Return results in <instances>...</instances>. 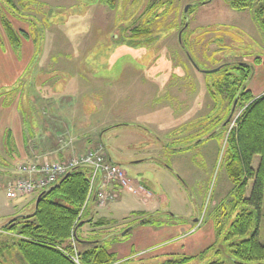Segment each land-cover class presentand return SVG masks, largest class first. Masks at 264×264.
Returning <instances> with one entry per match:
<instances>
[{
    "label": "rangeland",
    "instance_id": "1",
    "mask_svg": "<svg viewBox=\"0 0 264 264\" xmlns=\"http://www.w3.org/2000/svg\"><path fill=\"white\" fill-rule=\"evenodd\" d=\"M228 1L113 0L111 7L101 0H0V85L9 84L0 88V149L2 130L11 124L2 118L20 117L18 106L34 129L33 146L52 145L66 123L72 131L67 158L103 146L152 194L143 199L120 191L119 201L95 210L110 223H84V235H125L144 218L132 211L152 208L153 227L190 225L214 239L202 259L186 264H229L228 247L238 238L224 237L245 207L233 206L226 149L241 108L230 114L225 90L215 89V100L207 84L218 76L209 72L225 63L248 64L258 73L264 65L254 59L264 61V35L249 10H234ZM2 17L22 37L18 55ZM1 153L0 264H19L15 236L4 226L33 214L35 198L7 196L14 167ZM258 231L264 243V197ZM69 240L81 248L73 236ZM176 256L183 255L151 262Z\"/></svg>",
    "mask_w": 264,
    "mask_h": 264
},
{
    "label": "trees",
    "instance_id": "2",
    "mask_svg": "<svg viewBox=\"0 0 264 264\" xmlns=\"http://www.w3.org/2000/svg\"><path fill=\"white\" fill-rule=\"evenodd\" d=\"M101 1L113 7V0ZM228 5L237 11L249 10L264 35V0H230ZM1 25L12 50L18 55L22 47L21 35L6 17L1 18ZM23 34L27 37L26 33ZM254 62L264 65L259 57ZM209 73L218 75L207 84L211 97L216 100L214 90L224 89L232 102L230 114L236 106L241 108L227 138L225 170L234 185L233 206L243 203L245 208L235 216L224 237L225 242L238 238L229 245L227 258L229 264H264V243L260 241L258 231L264 197V94L254 97L247 89L251 65L225 63ZM254 156L259 157L256 168L252 166ZM249 182V194L245 195ZM88 187V170L74 169L57 184L36 194L35 201L40 196L33 214L5 224L4 228L15 236L19 264H115V255L108 251L106 244L79 236L85 209L79 219L78 215ZM141 222L148 224L150 219L144 217ZM253 226L254 230L246 236ZM71 236L81 245L79 250L70 242ZM212 247L210 245L194 256H176L159 264H186L196 258L202 259ZM75 256L77 261L73 258ZM203 264L227 263L209 260Z\"/></svg>",
    "mask_w": 264,
    "mask_h": 264
},
{
    "label": "crops",
    "instance_id": "3",
    "mask_svg": "<svg viewBox=\"0 0 264 264\" xmlns=\"http://www.w3.org/2000/svg\"><path fill=\"white\" fill-rule=\"evenodd\" d=\"M15 82L17 81L15 80ZM8 85L9 84L4 83L0 85V88L7 87ZM10 88H13V85L10 86ZM247 89L252 92L254 97L264 94V67L258 73L254 72L252 68L251 76L247 82ZM16 108L17 114H20V117L23 114H27L26 111L20 110L18 106ZM17 117L18 118L9 117L7 115L2 118L11 120V124L2 130L1 140H3V144L0 149V155L3 154L1 151L5 152L8 156L6 160L10 165L13 164L14 166L18 160L45 162L67 159V150L65 146L69 144L67 141L69 138L71 139V137L68 135H70L72 131L66 123H64L65 128L61 129L60 133L57 134L62 138L58 137L56 139V137H54L52 145L44 149L40 144L33 146L31 141L29 143V138L33 135L31 131L34 129L27 118H20L19 115ZM45 127L47 130L48 124ZM28 129L30 131L29 134L25 132L28 131ZM48 134L53 138L49 130ZM65 135H67V137H63ZM109 160L117 163L114 160ZM258 162L259 157L254 156L252 166L256 168ZM140 183L144 185L142 181ZM249 184L251 186V182H249ZM144 186L150 191L146 185ZM36 194H30V197L34 196L33 198H35ZM120 194L119 192L115 199L116 202L120 200ZM151 197L152 194L149 193L146 199ZM151 203L153 204L155 202L151 201ZM97 206L95 200L89 202L85 209V216L83 218L84 223H92L96 218L97 220L95 222L97 224L110 223L108 219L102 216L96 217L98 216L95 212ZM151 210L152 212H150ZM153 211L155 210L152 208H143L132 212L134 214L138 213L140 217H148L150 213H155ZM84 223L81 228L78 229L79 236L89 241H99L102 244H106L109 248L108 251L115 255V264H155L151 261L160 260L161 257L165 255L194 256L208 248L211 245V240H214L205 235L201 236L199 232L195 228H191L192 226L190 225H181L176 228H169L168 226L153 227L151 223L144 224L140 220L130 226V231L125 235L118 236L117 234L111 233L96 238L94 237L95 235H84Z\"/></svg>",
    "mask_w": 264,
    "mask_h": 264
},
{
    "label": "built area",
    "instance_id": "4",
    "mask_svg": "<svg viewBox=\"0 0 264 264\" xmlns=\"http://www.w3.org/2000/svg\"><path fill=\"white\" fill-rule=\"evenodd\" d=\"M13 175L6 181L7 196L11 199L36 194L57 184L74 169H87L89 187L78 219L91 200L98 206L114 201L120 191H128L146 199L148 190L138 180L130 178L122 167L109 160L103 146L90 148L72 157L57 161H24L14 164ZM77 261V257H73Z\"/></svg>",
    "mask_w": 264,
    "mask_h": 264
},
{
    "label": "water",
    "instance_id": "5",
    "mask_svg": "<svg viewBox=\"0 0 264 264\" xmlns=\"http://www.w3.org/2000/svg\"><path fill=\"white\" fill-rule=\"evenodd\" d=\"M185 9H187V7H186ZM186 25H187V22H185V26H186ZM192 62H193V61H192ZM193 63H194V62H193ZM194 65H195V63H194ZM229 118H230V117H229ZM67 174H68V173H67ZM67 174H66V175H67ZM66 175H65V176H66ZM39 196H40V195H39ZM39 196H38V198H37L36 201H35V206H36L37 203H38Z\"/></svg>",
    "mask_w": 264,
    "mask_h": 264
}]
</instances>
